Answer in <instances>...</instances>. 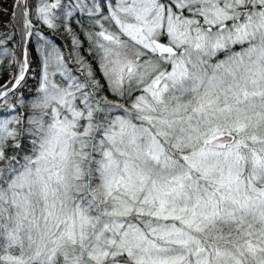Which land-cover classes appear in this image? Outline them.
Wrapping results in <instances>:
<instances>
[{"label": "snow or ice", "instance_id": "snow-or-ice-1", "mask_svg": "<svg viewBox=\"0 0 264 264\" xmlns=\"http://www.w3.org/2000/svg\"><path fill=\"white\" fill-rule=\"evenodd\" d=\"M0 12V264H264V0Z\"/></svg>", "mask_w": 264, "mask_h": 264}, {"label": "trees", "instance_id": "trees-1", "mask_svg": "<svg viewBox=\"0 0 264 264\" xmlns=\"http://www.w3.org/2000/svg\"><path fill=\"white\" fill-rule=\"evenodd\" d=\"M11 4H12V0H0V9H7L8 12H10L11 11ZM8 19H9L8 15L4 14L3 12H0V24L7 23ZM45 31H48V30L45 28ZM49 35L53 39H56L57 42L63 46L65 51H67L71 47L70 38H66L63 35H56V34H53L50 32H49ZM35 48H36V42L34 40L32 42V44L30 45V50L32 52L33 59H35L38 56V53L35 51ZM33 67H35V65H33ZM8 75L9 74L7 72L3 71V69L0 68V78L7 79ZM35 83H36L35 80L29 79L28 80V87L29 88L34 87Z\"/></svg>", "mask_w": 264, "mask_h": 264}, {"label": "rangeland", "instance_id": "rangeland-1", "mask_svg": "<svg viewBox=\"0 0 264 264\" xmlns=\"http://www.w3.org/2000/svg\"><path fill=\"white\" fill-rule=\"evenodd\" d=\"M3 80H6L5 78H0V82H2Z\"/></svg>", "mask_w": 264, "mask_h": 264}]
</instances>
